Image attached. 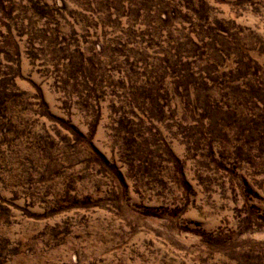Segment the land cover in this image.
Wrapping results in <instances>:
<instances>
[{"label":"rangeland","instance_id":"1","mask_svg":"<svg viewBox=\"0 0 264 264\" xmlns=\"http://www.w3.org/2000/svg\"><path fill=\"white\" fill-rule=\"evenodd\" d=\"M0 264H264V0H0Z\"/></svg>","mask_w":264,"mask_h":264}]
</instances>
